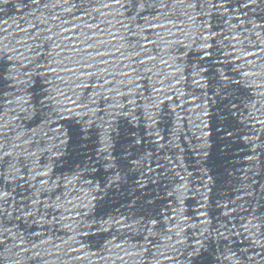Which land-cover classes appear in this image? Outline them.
Returning <instances> with one entry per match:
<instances>
[{
	"label": "water",
	"instance_id": "water-1",
	"mask_svg": "<svg viewBox=\"0 0 264 264\" xmlns=\"http://www.w3.org/2000/svg\"><path fill=\"white\" fill-rule=\"evenodd\" d=\"M0 264H264V0H0Z\"/></svg>",
	"mask_w": 264,
	"mask_h": 264
}]
</instances>
